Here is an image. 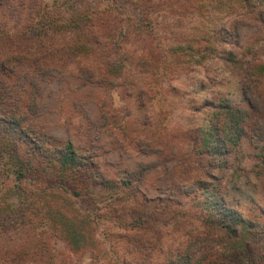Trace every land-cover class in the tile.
I'll list each match as a JSON object with an SVG mask.
<instances>
[{"label": "rangeland", "instance_id": "rangeland-1", "mask_svg": "<svg viewBox=\"0 0 264 264\" xmlns=\"http://www.w3.org/2000/svg\"><path fill=\"white\" fill-rule=\"evenodd\" d=\"M209 1L0 0V59L10 41L42 47L54 70L42 115L25 124L33 138L13 143L0 119V264H229L243 245L264 253L261 11L242 20L240 46H226L234 19ZM84 71L113 83L86 84ZM221 102L248 113L242 135L223 127ZM215 128L209 145L220 138L228 150L202 151ZM67 142L84 170L57 167ZM229 205L256 223L240 242L220 231Z\"/></svg>", "mask_w": 264, "mask_h": 264}, {"label": "trees", "instance_id": "trees-1", "mask_svg": "<svg viewBox=\"0 0 264 264\" xmlns=\"http://www.w3.org/2000/svg\"><path fill=\"white\" fill-rule=\"evenodd\" d=\"M209 2L211 3V7L215 9H217V6L219 7L215 14L217 17H221L222 19H234V21L231 22L230 27L223 28L222 39L218 40L220 43L226 44V46H240L242 38L240 26L247 13H256L260 10L261 12L258 16H261V20L258 22L262 23V25L260 24V27L264 26V0H210ZM152 10L153 8H150V13L154 15ZM233 16L236 17L233 18ZM238 17L239 19H237ZM94 36L92 43L95 44L94 49L97 53L98 51H96V49L100 50L102 45L101 40L105 37L99 33ZM228 37H233V40H229ZM90 40L88 39L89 42H91ZM9 45L7 55H2L3 58L0 59V119L4 120V123L6 124L5 132L11 134V137H8V139H14L13 143L20 144V142H17L18 139L28 142V140H24L26 137L33 138V132H31L33 131V128L30 127L31 125L25 126V124L27 122L31 124L34 119L42 115L44 107L41 104V99L44 96V83L50 82L54 70L51 67L42 66L43 63H46L47 58H49V53H44L42 47H37V50L32 53L33 51H28L19 48L18 46L17 48L11 41L9 42ZM71 45L72 48L69 49V56H73L71 60H74L79 58L81 54L74 52L75 44ZM101 50L104 52V46L101 47ZM100 53L101 52H99V54ZM82 79L86 84H89V82L93 84L113 83L110 77L106 74L94 75L93 72L89 71L83 72ZM18 94L20 95L19 98L24 101L21 104L20 102L13 104L10 99ZM216 109L222 115L221 121L223 122V127H226L228 124H235L238 134L242 135L244 133V128L249 120L248 113H246L241 107H234L233 105L224 102H221ZM218 125L219 121H217L216 125L211 126L214 128ZM210 129L204 134L205 137L202 143V151L213 152L219 142L220 145H222L221 147L223 150H228L226 143L224 144L219 140L220 138H217L216 145H212V147L209 145V135H218V137L219 135H222V129L219 130L215 128V131ZM256 133L259 138L263 137L262 126L261 129L256 128ZM19 135L21 138H19ZM38 143L36 141L35 150L37 153H34L37 156L41 149H44L40 142ZM54 162L62 172H64L65 169L68 170V172L84 170L86 165V162L80 158L77 151L73 148L72 142H67L65 150H62L57 154ZM21 165L23 166L24 164ZM29 167L32 169V164H30ZM23 170L24 167L21 170V175L23 174ZM221 196H219L220 198L217 196L215 198L217 200L214 202L221 204V202L223 203L227 200L224 196H222L223 198ZM227 207L228 208H225V211L221 213V215H218L221 222H219L220 231L223 233V237L226 241L230 243L240 242L244 234L255 231L256 223L247 220L242 213L238 212L237 208L230 205ZM252 240L253 242H257L258 238L253 234ZM242 253L243 259L242 257L238 259L239 256L236 255V261H232L229 264H264V253L254 256V254L251 253L249 245H243V252H241V254ZM234 254L235 253L232 251L231 255Z\"/></svg>", "mask_w": 264, "mask_h": 264}]
</instances>
